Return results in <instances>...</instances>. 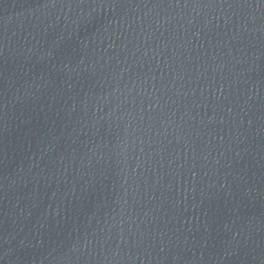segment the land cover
<instances>
[{
	"label": "water",
	"instance_id": "obj_1",
	"mask_svg": "<svg viewBox=\"0 0 264 264\" xmlns=\"http://www.w3.org/2000/svg\"><path fill=\"white\" fill-rule=\"evenodd\" d=\"M0 264H264V0H0Z\"/></svg>",
	"mask_w": 264,
	"mask_h": 264
}]
</instances>
